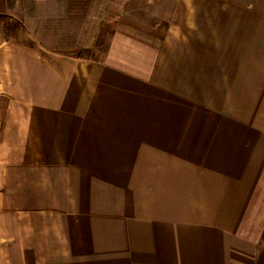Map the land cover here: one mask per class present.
I'll use <instances>...</instances> for the list:
<instances>
[{"label": "crops", "instance_id": "0c3cea01", "mask_svg": "<svg viewBox=\"0 0 264 264\" xmlns=\"http://www.w3.org/2000/svg\"><path fill=\"white\" fill-rule=\"evenodd\" d=\"M4 36L0 264H264V0H128L98 59Z\"/></svg>", "mask_w": 264, "mask_h": 264}, {"label": "rangeland", "instance_id": "374dc122", "mask_svg": "<svg viewBox=\"0 0 264 264\" xmlns=\"http://www.w3.org/2000/svg\"><path fill=\"white\" fill-rule=\"evenodd\" d=\"M5 1L11 4L15 0ZM17 2L22 12L14 9L3 12L7 18L0 22V33L5 38L44 51L78 50L84 57L97 59L107 49L114 22L128 9V0ZM6 24L11 26L8 31L4 27Z\"/></svg>", "mask_w": 264, "mask_h": 264}, {"label": "trees", "instance_id": "16d2710c", "mask_svg": "<svg viewBox=\"0 0 264 264\" xmlns=\"http://www.w3.org/2000/svg\"><path fill=\"white\" fill-rule=\"evenodd\" d=\"M16 2H17V0L13 1V3L11 2V4H10L9 1H5V0L0 1V22H3V20H5V18H7L6 14L3 13L5 11V9L8 11L13 10L15 8ZM4 27L7 30L11 26L6 24Z\"/></svg>", "mask_w": 264, "mask_h": 264}]
</instances>
